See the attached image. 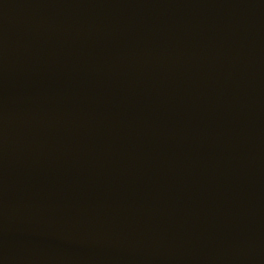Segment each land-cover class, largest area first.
<instances>
[{"label": "water", "instance_id": "obj_1", "mask_svg": "<svg viewBox=\"0 0 264 264\" xmlns=\"http://www.w3.org/2000/svg\"><path fill=\"white\" fill-rule=\"evenodd\" d=\"M0 264H264V0H0Z\"/></svg>", "mask_w": 264, "mask_h": 264}]
</instances>
